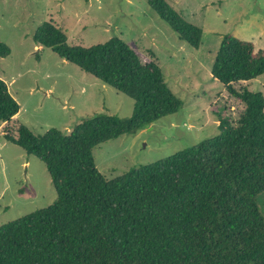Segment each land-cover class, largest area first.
<instances>
[{"label": "trees", "instance_id": "16d2710c", "mask_svg": "<svg viewBox=\"0 0 264 264\" xmlns=\"http://www.w3.org/2000/svg\"><path fill=\"white\" fill-rule=\"evenodd\" d=\"M89 2L90 0H84ZM178 38L198 50L203 30L166 0H148ZM51 49L134 101L130 118L95 115L69 134L4 138L47 167L57 199L0 226V264H264V94L236 89L264 76V49L224 35L211 74L244 106L237 122L219 116V136L108 181L94 150L180 112L157 62L144 64L121 38L73 46L53 21L34 34ZM11 49L0 42V58ZM21 107L0 78V126Z\"/></svg>", "mask_w": 264, "mask_h": 264}, {"label": "rangeland", "instance_id": "374dc122", "mask_svg": "<svg viewBox=\"0 0 264 264\" xmlns=\"http://www.w3.org/2000/svg\"><path fill=\"white\" fill-rule=\"evenodd\" d=\"M166 1L203 30L198 50L180 40L148 0H0V42L11 49L10 56L0 58V78L21 107L11 123L0 126V226L57 199L46 165L7 141L6 133L17 135L26 126L36 136L53 128L69 134L95 115L130 118L134 109L128 96L51 49H36L33 37L45 22L53 20L73 46L121 38L144 64L158 63L183 103L180 112L94 150L96 166L108 181L219 136V116L239 120L243 104L213 79L211 69L224 35L264 49V0ZM235 87L264 94V76ZM257 203L264 216V194Z\"/></svg>", "mask_w": 264, "mask_h": 264}, {"label": "crops", "instance_id": "0c3cea01", "mask_svg": "<svg viewBox=\"0 0 264 264\" xmlns=\"http://www.w3.org/2000/svg\"><path fill=\"white\" fill-rule=\"evenodd\" d=\"M35 48H36V49L38 48L39 50H41L43 47H41V46H36ZM20 111H21V110H20ZM19 113H20V112H19ZM17 116H18V115H17ZM17 116H15V117H17ZM15 117H14V118H15ZM10 123H11V122H10ZM68 131L70 132L71 130H68Z\"/></svg>", "mask_w": 264, "mask_h": 264}]
</instances>
